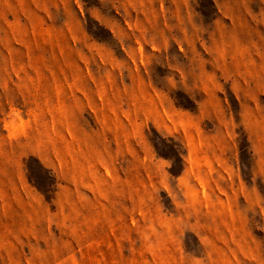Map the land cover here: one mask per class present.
Here are the masks:
<instances>
[{"label": "rangeland", "instance_id": "obj_1", "mask_svg": "<svg viewBox=\"0 0 264 264\" xmlns=\"http://www.w3.org/2000/svg\"><path fill=\"white\" fill-rule=\"evenodd\" d=\"M0 264H264V0H0Z\"/></svg>", "mask_w": 264, "mask_h": 264}]
</instances>
